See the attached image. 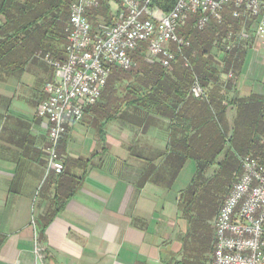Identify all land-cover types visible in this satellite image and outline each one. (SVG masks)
I'll return each mask as SVG.
<instances>
[{
  "label": "crops",
  "instance_id": "0c3cea01",
  "mask_svg": "<svg viewBox=\"0 0 264 264\" xmlns=\"http://www.w3.org/2000/svg\"><path fill=\"white\" fill-rule=\"evenodd\" d=\"M46 41L57 45L59 32ZM251 55L236 83L241 96L261 93L251 87L260 73ZM42 63V53L29 55L0 76V264H209L213 230L196 250L193 232L203 231L178 207L194 164L169 156L167 119H106L101 101L62 139L63 173L45 175L46 123L35 115L44 94L35 83L53 75Z\"/></svg>",
  "mask_w": 264,
  "mask_h": 264
},
{
  "label": "trees",
  "instance_id": "16d2710c",
  "mask_svg": "<svg viewBox=\"0 0 264 264\" xmlns=\"http://www.w3.org/2000/svg\"><path fill=\"white\" fill-rule=\"evenodd\" d=\"M153 1L164 12L176 2ZM71 2L0 0V74L23 66L26 57L44 48L47 36L62 31ZM100 8L91 17L108 19V6L102 4ZM250 27V20L234 18L229 8L222 11L220 20H211L203 29L196 28L191 20L180 30L189 45L182 48L170 68L149 63L142 51H136L132 56L138 69L118 68L115 81L124 82L128 74L134 73L138 75L137 83L124 88L121 100L115 94L116 88L105 89L101 94L107 108L106 119L133 113L168 120L170 145L176 151L169 156L179 165L187 160L194 164L191 181L179 193L178 207L183 214L193 208L192 196L199 185L196 180L211 165H218L221 171L230 159L240 164L244 155H253L264 163V92L240 96L236 90V80L252 45L248 35L242 37L240 33L242 30L250 33ZM47 52L53 54L51 50ZM195 79L204 90L202 97L191 92ZM222 152L225 157L219 162L217 158ZM213 176L214 172L207 178Z\"/></svg>",
  "mask_w": 264,
  "mask_h": 264
},
{
  "label": "built area",
  "instance_id": "2783aa9c",
  "mask_svg": "<svg viewBox=\"0 0 264 264\" xmlns=\"http://www.w3.org/2000/svg\"><path fill=\"white\" fill-rule=\"evenodd\" d=\"M102 4L108 6L111 20L99 16L93 27L90 17ZM225 8L234 18L250 20L256 36L264 37V0H176L168 12L153 0L72 1L64 27L65 57L49 52L42 55L54 70V78L44 84V98L35 110L46 123L45 175L63 173L65 161L58 145L69 124L79 122L98 102L112 68H133L136 51H142L147 62L170 68L182 48L189 45L177 33L188 18L194 16V26L203 29L211 20H220ZM240 34L247 37L244 30ZM191 92L195 97L204 95L197 79ZM240 165L241 174L214 221L215 241L209 264H264V163L258 157L244 155ZM34 252L43 257L37 235Z\"/></svg>",
  "mask_w": 264,
  "mask_h": 264
},
{
  "label": "rangeland",
  "instance_id": "374dc122",
  "mask_svg": "<svg viewBox=\"0 0 264 264\" xmlns=\"http://www.w3.org/2000/svg\"><path fill=\"white\" fill-rule=\"evenodd\" d=\"M72 1H75V0H72ZM95 12L96 11H94L93 13H95ZM98 13H99V11H98ZM90 20H91L92 26L94 27L97 23L98 17L96 19L93 17H90ZM107 20L110 21L111 19L109 18ZM191 20H195V17L190 16L188 18V22H190ZM188 22L179 28V30L177 32L179 35H180V30L182 28H184V26H187ZM249 30H250V33H247L246 30H244V31L247 33V35L249 37V40H250L249 42L252 43V45H251V54H252L251 60H252V62L251 63L255 62V65L258 66V70L259 69L261 70V71L260 70L258 71L260 73H257L255 79L253 80L251 87L254 88L256 91H260L261 93H263L264 87L261 85H264V37L256 36V34L253 30L252 24H251V27ZM49 39H51V38H49ZM45 42H46V45H44V48L39 49L30 55H35L36 53H39V52L42 53V55H44L48 50H51L52 52H54L55 56L65 57V46L67 44V39H66V33L64 31V28L62 29V31L59 32V42H57V45H52V43L48 42V41H45ZM45 63H47V62L45 61ZM253 65L251 64V66H253ZM138 66L139 65L137 62L136 65L134 66V68L132 69V71L138 69ZM40 67H41L42 72L44 74H46V76L53 75L51 80L54 78V70L48 63H47V65L42 63L40 65ZM119 72L120 71L118 70V68H112L111 74L109 76V79H108L107 84L104 87L103 91H105V89L108 90L111 88H116L115 94H116V96L118 95L117 96L118 100L119 99L121 100L122 98H124V95H125L124 88L126 86H132L135 83H137L138 75L134 74V73H130L126 76V79L124 80V82L117 83V81H115L116 80L115 78L118 76ZM2 75L3 74H0V76H2ZM225 77H227V76L223 75V78H225ZM39 80L40 79L36 80L37 82L35 83V86L39 85V82H40L44 87V83H42V81H39ZM236 81L241 82L242 78L238 77ZM43 87H42V89H43ZM258 88H260V90ZM103 91H102V94H103ZM42 92H43V90H42ZM43 98H44V95H43ZM101 101H104L102 95H101L99 101L94 106H97V104H99ZM70 126H71V124H69V126L67 128V132H68ZM61 143H62V140L60 141L57 150H58V153L61 156H63L61 151H60ZM231 152H229V154H231ZM224 157H225L224 153L222 152L218 156L217 159L220 162V161L224 160ZM46 158L47 157H45V168H46V164H47ZM230 161H231V159H230ZM230 161L227 163V166L222 167L221 171H220V167L218 165H216V164L211 165L209 167V169L206 171V173H204V175H202L203 177L200 176V178H198L196 180L197 184H199V185H198V187L195 188V190H196L195 195L192 196V200L194 201L193 208L190 209L189 212H187L185 214H183L182 209L179 208V210L181 212V216L183 218L187 219L189 222L188 227H190V228L192 227L195 229L200 228L203 231L202 234H199L197 231H194L193 235H192V237H194V240L196 241V242H194V244L197 245L196 250H198V251L201 250L203 247L207 246L205 242H207L206 241L207 236L209 235V237H210L212 230H213V246L212 247L214 248V241H215L214 221H215V218H216V216H217V214L221 208V205H219V202L222 198H226V194H228L229 189L231 188L230 186H232L233 183L235 182L236 177H233V176L238 177L241 174V165L239 164V161H238L237 165L234 161L233 162H230ZM212 172H214V176L211 178H207L208 175L211 174ZM56 175H58V174H56ZM221 202H220V204H221ZM201 238H202V240H201ZM203 239L205 242H203ZM209 248H211V247H209ZM213 248H212V251H213Z\"/></svg>",
  "mask_w": 264,
  "mask_h": 264
}]
</instances>
